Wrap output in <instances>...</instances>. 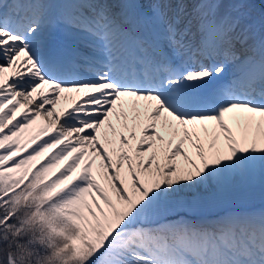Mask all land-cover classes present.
<instances>
[{
	"label": "snow or ice",
	"instance_id": "1",
	"mask_svg": "<svg viewBox=\"0 0 264 264\" xmlns=\"http://www.w3.org/2000/svg\"><path fill=\"white\" fill-rule=\"evenodd\" d=\"M257 193L252 0H0V264H264Z\"/></svg>",
	"mask_w": 264,
	"mask_h": 264
},
{
	"label": "rangeland",
	"instance_id": "2",
	"mask_svg": "<svg viewBox=\"0 0 264 264\" xmlns=\"http://www.w3.org/2000/svg\"><path fill=\"white\" fill-rule=\"evenodd\" d=\"M261 3H264V2H261ZM261 3H259V8H258V6H256L257 7L256 8L257 9V11H256L257 14H259L261 12H264V10H262V9H264V5L261 4ZM255 4H258V0H256V3ZM253 199L255 200V202L261 201L259 195H256Z\"/></svg>",
	"mask_w": 264,
	"mask_h": 264
},
{
	"label": "bare ground",
	"instance_id": "3",
	"mask_svg": "<svg viewBox=\"0 0 264 264\" xmlns=\"http://www.w3.org/2000/svg\"><path fill=\"white\" fill-rule=\"evenodd\" d=\"M254 1H255V0H252V3H255ZM259 1L262 2L261 0H258V2H259ZM257 5H258V4H257ZM257 5H254V4H253V9H254L255 6H257ZM257 195H259V194L257 193ZM249 203H250V202H249ZM247 206H248V205H247Z\"/></svg>",
	"mask_w": 264,
	"mask_h": 264
}]
</instances>
